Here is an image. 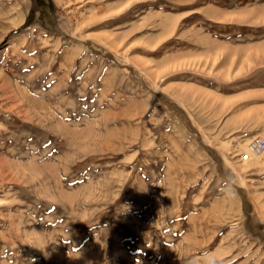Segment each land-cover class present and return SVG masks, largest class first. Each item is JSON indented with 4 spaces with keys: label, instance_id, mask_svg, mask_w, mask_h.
I'll list each match as a JSON object with an SVG mask.
<instances>
[{
    "label": "rangeland",
    "instance_id": "374dc122",
    "mask_svg": "<svg viewBox=\"0 0 264 264\" xmlns=\"http://www.w3.org/2000/svg\"><path fill=\"white\" fill-rule=\"evenodd\" d=\"M0 21V264H264V0Z\"/></svg>",
    "mask_w": 264,
    "mask_h": 264
},
{
    "label": "built area",
    "instance_id": "2783aa9c",
    "mask_svg": "<svg viewBox=\"0 0 264 264\" xmlns=\"http://www.w3.org/2000/svg\"><path fill=\"white\" fill-rule=\"evenodd\" d=\"M247 139L248 145L247 150L241 151L239 154L240 159L246 160L250 156H260L264 153V138L258 136V135H250L248 132H242V134L239 136V140L244 141ZM237 142H235V145L237 146Z\"/></svg>",
    "mask_w": 264,
    "mask_h": 264
},
{
    "label": "bare ground",
    "instance_id": "6f19581e",
    "mask_svg": "<svg viewBox=\"0 0 264 264\" xmlns=\"http://www.w3.org/2000/svg\"><path fill=\"white\" fill-rule=\"evenodd\" d=\"M20 18H21V16H20ZM10 19V18H9ZM1 22V21H0ZM13 22V21H12ZM16 22H18L17 20H16ZM14 24H17V23H15L14 22ZM13 49V48H12ZM263 49V48H262ZM46 119V118H45ZM51 122V121H50ZM258 136H260V135H258ZM261 137V136H260ZM246 143H247V145H248V142H247V139L246 140H244ZM247 145H246V148H247ZM247 150V149H246ZM246 161V163L247 162H250V163H260V162H264V153L262 154V155H260V156H250L248 159H246L245 160Z\"/></svg>",
    "mask_w": 264,
    "mask_h": 264
}]
</instances>
